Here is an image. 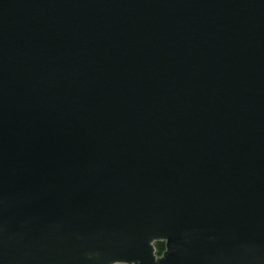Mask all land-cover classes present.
Returning <instances> with one entry per match:
<instances>
[{"label":"water","instance_id":"1","mask_svg":"<svg viewBox=\"0 0 264 264\" xmlns=\"http://www.w3.org/2000/svg\"><path fill=\"white\" fill-rule=\"evenodd\" d=\"M0 264H264V0H0Z\"/></svg>","mask_w":264,"mask_h":264},{"label":"trees","instance_id":"2","mask_svg":"<svg viewBox=\"0 0 264 264\" xmlns=\"http://www.w3.org/2000/svg\"><path fill=\"white\" fill-rule=\"evenodd\" d=\"M155 246H156L157 254L161 255L165 250V242L163 241L156 242Z\"/></svg>","mask_w":264,"mask_h":264}]
</instances>
